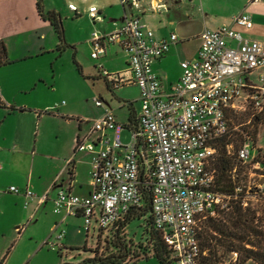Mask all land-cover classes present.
Returning a JSON list of instances; mask_svg holds the SVG:
<instances>
[{"label":"built area","instance_id":"2783aa9c","mask_svg":"<svg viewBox=\"0 0 264 264\" xmlns=\"http://www.w3.org/2000/svg\"><path fill=\"white\" fill-rule=\"evenodd\" d=\"M120 2L122 25L113 32H94L92 57L106 54L109 44L129 53V79L102 64L98 68L112 92L127 83L137 84L141 108L126 125L104 98L95 99L105 110L92 119H81L91 120L92 126L76 144V151L92 153L93 190L89 195L61 190L54 211L82 216L90 232L94 222L100 228L110 226L140 204L146 186L151 189L154 222L174 250L177 264H223L206 259L202 228L211 218H224L236 205L254 210L258 218L264 206V152L253 132L238 134L234 120L248 106L257 111L264 108L259 102V97L264 98V40L246 37L239 29L254 27L248 12L235 15L231 24L205 29L197 56L181 61V77L166 90L154 62L180 40L178 34L156 35L136 12L141 0ZM71 8L77 9L73 4ZM90 9L95 16L98 7ZM127 126L132 129L129 143L122 138ZM237 134L238 146L233 138ZM223 143L233 161L227 185L215 167ZM7 191L25 195L26 206L37 200L39 207L49 198L48 192L39 195L29 186L10 185ZM25 226L18 228L19 234ZM228 255L238 262V251Z\"/></svg>","mask_w":264,"mask_h":264},{"label":"rangeland","instance_id":"374dc122","mask_svg":"<svg viewBox=\"0 0 264 264\" xmlns=\"http://www.w3.org/2000/svg\"><path fill=\"white\" fill-rule=\"evenodd\" d=\"M188 2L189 0L175 6L184 21L183 23H190L187 34L189 38L186 43L181 44L186 47V51H182L183 55L192 52L195 46L197 47L196 33L199 28V24L196 22L197 11L192 9ZM211 4L213 9L221 13L225 12L226 15L231 10L242 6L236 0L211 1ZM136 12L138 11L136 10ZM73 15L69 20L65 16L62 17L65 39V47L62 51L58 50L56 45L33 59L0 65V83L8 97L7 100L19 107L14 110L11 106L0 104V121L2 118H19L30 127L34 118H42L41 121L35 120L34 134L37 132L50 133L51 140L60 135L59 144L62 139H69L72 136L74 128L72 122H65L61 119L64 118L62 113L74 118H94L101 111L95 102L98 97L104 98L105 105L115 111L118 121L122 124L128 125L130 116L129 106L122 107L123 103L133 102L137 111L141 108L140 88L137 84L127 83V85L115 88L112 92L106 87L105 79L100 75L98 68L102 64L109 72L121 73L122 76L129 79L131 78V73L127 71L129 53L117 45L109 44L107 47L109 52L106 56L100 59L93 58L92 44L91 47L90 45L77 47L73 41L82 42L93 31L100 33L101 30L92 23L93 21L91 26L86 19L75 17V12ZM254 22L256 29L261 27L264 30L263 18L255 16ZM239 29L246 37H250V33L254 32V30L241 26ZM57 42L60 43L59 39ZM169 64L170 68L164 71L173 77L179 70L176 62L169 61ZM30 83L33 84L28 91H21V86ZM165 85L169 87L167 82ZM259 102L264 103V98L259 97ZM20 107H26V109ZM249 108L248 106L234 116L235 123L239 128L238 134L246 130L253 132L256 135L257 146L264 152V124L256 123L251 117H247V113L252 109ZM45 111L53 113H45ZM30 119L31 122H27ZM10 122L12 121L5 123L4 131L10 130ZM88 126L89 129L92 122L90 125L88 123ZM238 134L233 136L236 146L240 142ZM122 138L125 143L131 142L132 129L130 127L127 126L123 129ZM44 149H47V146ZM55 165L56 161H52L50 157H41L37 160L35 174L47 168L48 171L45 174L42 172L43 179H45L46 175H51ZM87 169L89 170V167L79 166V172L85 173L88 178ZM53 205V203H48L42 206L37 217L28 226V230L21 235L10 228L8 223L0 228V233L5 231L8 236L11 234L8 238L9 241L0 236V246L6 247V249H9L13 244L19 246V250L17 249V255L21 253L19 264L22 261V263L28 261V264H95L88 261L89 258L95 256L94 250L97 249L98 253L102 252L103 254H106L108 250H116L111 246V242L115 240V234L107 233L108 231L99 233L100 227L97 222H94L91 231L87 232L85 219L82 216L69 215L64 222L60 223L61 214L54 212ZM259 217V225L264 227V206L261 207ZM145 224V218L134 219L129 224V231L127 229L124 234V242L130 249V253L139 254L151 246L146 234L143 233ZM61 232H64L63 237H59ZM134 259L132 257L126 264H162L151 251L148 255L143 253L142 257ZM220 260L223 264H238V262L231 261V256L227 254L223 255ZM14 261L12 260V262ZM245 264L255 263L250 261Z\"/></svg>","mask_w":264,"mask_h":264},{"label":"crops","instance_id":"0c3cea01","mask_svg":"<svg viewBox=\"0 0 264 264\" xmlns=\"http://www.w3.org/2000/svg\"><path fill=\"white\" fill-rule=\"evenodd\" d=\"M152 1L155 0H141L137 13L142 21L152 27L158 36L169 37L171 33L175 32L180 38L178 42L172 44L170 51L166 55L154 62V69L160 76L165 89H170L181 77L183 72L181 61L197 56L202 43L201 33L205 29L231 24L235 15L240 12H248L249 10L251 11L248 13L251 14L253 20L255 16L264 19V0H236L243 7L231 10L227 15L225 12L221 13L211 7V1L219 2L220 0H189L188 4L197 11L196 22L199 24L198 33H196L197 47L195 46L192 52H187L183 55L182 51H186V47L181 46V44L186 43L189 38L187 34L189 33L190 23H183L184 21L176 11L175 6L180 3L183 4L187 0H158L157 5H153ZM42 4L44 13L56 11L61 17L65 16L67 20L71 19L75 12V17L86 19L91 26L92 23L95 24L101 30L100 34L113 32L124 21V8L120 0H42ZM72 4L77 7L76 10L71 8ZM92 6L98 7L95 16L90 9ZM251 30H254V32L250 33L249 38L264 40V30L261 27L256 29L255 22ZM93 33L89 34L82 42L73 41L75 42L74 44L77 47L82 45H90L91 47ZM58 39L60 41L52 22L41 14L38 0H0V41L5 43L7 58L10 60L6 64L14 61L23 62L38 57L43 52H46L47 49L58 46L60 44L57 42ZM108 52L109 50L107 49ZM107 53L103 56H106ZM169 61L176 62L179 70L177 75L173 77H170V74L164 71L170 68ZM127 65H129L128 61ZM166 82L169 87L165 85ZM31 84L33 83L21 86V91H28L31 88ZM105 85L107 87L106 81ZM7 98L3 85L0 83V104L14 106V110L19 108L11 104ZM99 107L101 111L96 116L101 115L105 110L104 107ZM133 107L134 111H137L135 106ZM20 108L26 109V107ZM45 113L53 112L45 111ZM62 116L64 118L61 119L65 122H72L74 128L72 136L69 139H62L60 144L58 143L60 135L51 140L50 133L37 132L34 134L35 129L33 126H35V120L41 121L42 118H34L35 120L30 127L25 125V121L19 118H2L0 121V228L8 223L10 228L18 232V228L26 224L25 229L20 234L18 232L21 235L28 230V226L37 217L42 206L53 203V208L55 209L54 199L61 190L71 191L80 195H89L93 190L91 176L92 153L76 151L78 138L88 130V123L90 125L91 120L82 121V118H74L66 113H62ZM7 121H12L10 122V130L4 131ZM29 121L31 122V119L27 120V122ZM46 146L47 149H44ZM41 157H50L52 161H56L51 175H46L45 179H43L44 175H42V172L45 174L48 171L47 168V170L44 169L42 172L35 174L37 160ZM80 165L84 166V168L89 167V170L87 169L88 178L85 173L79 172ZM10 185H17L20 188L29 186L39 195L48 192L49 198L47 202H44L39 207H37V200L31 201L26 206V196L7 191V187ZM57 214H61L59 217L60 223L69 217L65 212ZM0 236L2 239L10 240H8L9 236L5 231H1ZM18 247L14 246V244L9 249L0 246V264H19L21 253L17 255ZM12 260L15 261L12 262ZM250 261L253 260H249L247 263ZM22 262L20 264H28V261L26 263ZM254 263L257 264L255 261Z\"/></svg>","mask_w":264,"mask_h":264},{"label":"trees","instance_id":"16d2710c","mask_svg":"<svg viewBox=\"0 0 264 264\" xmlns=\"http://www.w3.org/2000/svg\"><path fill=\"white\" fill-rule=\"evenodd\" d=\"M38 6L41 14L54 25L60 38L57 49L62 51L65 47V39L61 15L56 11L44 13L42 0H38ZM9 62L7 47L3 41H0V65ZM128 106L131 115L130 120L132 121L135 114L134 105L131 103ZM247 114V117L253 118L256 123L264 124V108L260 111L255 110V108L251 109ZM232 163L233 161L228 156L226 146L223 143V150H221L220 157L215 164L223 185L229 183V171ZM141 218H145L146 224L143 230L145 232L143 233L146 234L151 246L145 248L144 252L139 254L130 253V249L124 242V234L127 229L129 231V224L132 220ZM259 221L260 217L256 216L254 210L244 209L240 205H236L235 210L226 214L222 219L211 218L200 232L202 248L207 251L206 259L220 260L223 255H228V252L236 250L239 252L238 264H245L249 260H253L257 264H264V227L259 225ZM105 231L115 234V240L111 242V246L116 250H108L106 254H103L102 252L98 253L96 249L94 250L95 256L89 258L88 261L95 264H126L132 257L139 259L143 256V253L148 255L151 251L160 263L177 264L174 250L165 242L162 231L157 228L154 222L151 189L146 186H144L142 202L131 206L127 213L110 226L99 229V233Z\"/></svg>","mask_w":264,"mask_h":264}]
</instances>
